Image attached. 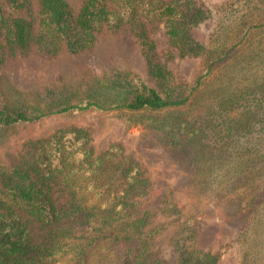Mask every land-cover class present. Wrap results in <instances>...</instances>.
Instances as JSON below:
<instances>
[{"label": "trees", "instance_id": "16d2710c", "mask_svg": "<svg viewBox=\"0 0 264 264\" xmlns=\"http://www.w3.org/2000/svg\"><path fill=\"white\" fill-rule=\"evenodd\" d=\"M245 2L247 9L264 10V0ZM210 16L195 0H82L77 9L67 0H0V61L33 48L49 56L63 50L81 54L94 47L104 26L125 28L138 41L155 82L149 85L127 68L91 76L82 88L52 81L33 98L18 92L12 103L0 99V137L51 115L93 110L139 114L186 106L212 68L236 51V46L225 50L192 37L191 28ZM239 22L246 27L242 16ZM160 25L169 55L176 50L180 58L206 64L194 84L176 82L160 60L151 37ZM261 30L264 16L251 20L243 39ZM256 61L252 55L240 67L235 65L226 79L228 88L239 75L252 71ZM225 104L222 122L216 124L212 112L208 119L196 120L202 135L191 160L207 158V139L217 141L215 148L222 153L217 160L235 156L230 160L238 163L235 173L243 185L233 194L241 196L234 215L223 218L235 228L236 243L250 254L264 249V202L255 203L264 182V75L261 82L230 95ZM238 106L243 110L235 118L240 123L236 127L223 115ZM191 125L190 120L159 128L169 149L185 154L188 146L181 140L193 143ZM151 190L150 178L133 156L119 145L97 153L85 128H60L50 136L28 139L17 157L0 163V264H170L155 251L156 238L164 230V224L156 222L158 213L177 222L172 238L175 264H218L217 253L195 245L196 210L182 213L172 192L151 209Z\"/></svg>", "mask_w": 264, "mask_h": 264}, {"label": "rangeland", "instance_id": "374dc122", "mask_svg": "<svg viewBox=\"0 0 264 264\" xmlns=\"http://www.w3.org/2000/svg\"><path fill=\"white\" fill-rule=\"evenodd\" d=\"M67 1L76 9L82 2ZM195 1L210 10L211 16L191 28L192 37L202 43L223 46L225 50L236 46V51L228 61L212 68L211 74L203 80L202 88L193 95L189 104L139 114L93 110L47 116L33 124L2 134L0 163L17 157L28 139L50 136L60 128H85L89 131L97 153L107 150L111 145H119L125 154L133 156L139 162L151 180L149 208H158L164 195L172 192L182 213L196 210L193 213L197 226L195 245L204 251L217 253L218 264H264V249L246 253L236 243L235 228L227 225L223 218L234 215L238 197L241 196L233 194L234 190L238 191L236 187L243 185L242 178L235 173L238 163L230 160L235 156L227 155L217 160L216 156L220 157L222 154L215 148L217 141L207 139V158H199L198 163L191 160L198 153L196 148H199V138L202 135L198 131L200 127H197L200 122L197 123L196 120H203L206 116L208 119L212 112L218 121L216 124L222 122L221 112L227 108L225 102L230 95H236L244 87L252 86L254 81L261 82L264 75V30L254 31L249 39L243 37L251 20L264 16V10L255 12L254 6L247 9L246 0ZM246 14L249 20L247 24ZM241 16L246 27L240 25ZM151 37L157 43L160 60L167 65L176 82L192 85L204 74L206 64L203 60L180 58L176 50L172 51L174 55H169L170 48L162 25L151 31ZM252 55L257 56L255 67L252 71L239 75L228 88L226 79L233 72V67L238 64L240 67V62ZM127 68L137 71L149 85H155L148 74L147 64L136 38L125 28L116 31L104 26L97 35L94 47L81 54L72 55L63 50L57 55L49 56L33 48L16 56H7L4 61H0V99L4 98L12 103L18 100V92L27 93L33 98L52 81L82 88L91 76ZM242 110L238 106L223 116L235 121ZM190 120L193 125L189 129L192 132V135L189 132V137L193 143L181 140L188 146L187 150L184 155L175 153L166 145L167 140L161 137V127L170 124L185 125ZM235 125L240 126V123L235 121ZM194 128L196 131L193 133ZM221 129L220 126L218 130ZM235 132H239L238 128ZM213 161L219 162L216 165ZM262 188L263 191H258L256 201L254 200L256 205L264 202V182ZM160 215L157 214L156 222H162L164 230L156 238L155 251L170 264H175L176 253L172 238L177 230V222L173 221L174 216Z\"/></svg>", "mask_w": 264, "mask_h": 264}]
</instances>
